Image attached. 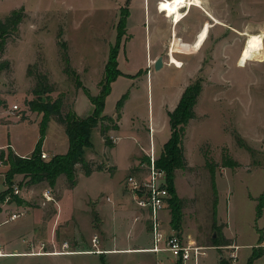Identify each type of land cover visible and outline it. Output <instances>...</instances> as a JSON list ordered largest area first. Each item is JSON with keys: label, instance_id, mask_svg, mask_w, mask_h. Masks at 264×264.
I'll return each mask as SVG.
<instances>
[{"label": "rangeland", "instance_id": "1", "mask_svg": "<svg viewBox=\"0 0 264 264\" xmlns=\"http://www.w3.org/2000/svg\"><path fill=\"white\" fill-rule=\"evenodd\" d=\"M227 3L233 4L237 18L226 22L228 37L222 39L225 45L222 51L219 48L220 51H205L209 43L206 49H200V53H207L195 57L198 50L193 46L176 39L174 50L173 44L172 50L178 55L185 56L193 48V52L186 56L191 61L196 58L199 66L191 82L197 80L201 85L194 105L195 118L188 121L183 139L187 165L175 171L174 186L183 202L178 212L182 217L180 228L185 232L187 242L198 237L200 244L214 246L228 225L227 233L235 235L239 243L256 242L253 245L257 252L264 246V207L262 216L256 218L255 214V198L264 192V49L257 57L247 52L248 37L245 32L264 33V0H227ZM128 5L129 0H0V19L21 6L25 11L18 30L6 37L5 51L0 52V66L10 61L8 68L0 69V97L8 98L7 105L3 107L13 111L12 106L19 105L15 113L7 114L19 119H34L36 113L26 112L24 99L33 97L36 71L46 75L48 85L53 89L52 96L63 95L66 103L72 106V99L77 94L78 109L81 113L86 112L91 99L83 88L77 93L79 89L74 77L66 70L61 43L65 40L68 42L71 65L79 74L81 84L97 95L98 87L101 88L98 80L103 78V71V76L105 74L110 48L116 43L119 30L124 32L120 50L127 40L123 19ZM140 21L141 11L135 12L130 20L132 27L128 31L130 39L126 44L128 59L122 66L129 71L141 68L145 60L148 40ZM201 36L206 35L201 33ZM148 44L150 46V38ZM154 70L153 97L157 104L161 98L158 80L163 69L155 67ZM188 74V70L183 71L184 79ZM167 78L169 76L164 74L163 79ZM135 86L139 87L137 92L140 97L132 103L130 110L134 106L135 111L147 115L150 100L146 75L140 76ZM166 92L164 90V94ZM171 92L168 88V93ZM7 114L2 116L6 121ZM40 114L43 118V114ZM39 128L36 123L11 126L12 141L22 153L34 148L40 138ZM46 135L45 147L54 149L65 143V131L56 122L49 121ZM4 137L6 135L0 133V138ZM93 140L99 148L100 139L95 135ZM88 149L97 152L94 146ZM54 155L50 154L44 159L49 160ZM92 156L95 157V154ZM225 156L231 157L236 164L231 167L225 165ZM0 164H7L5 174L12 167L1 156ZM107 172V175L100 173L95 176L79 172L77 183L72 187L66 176L60 175L57 185L52 187L48 181L31 184L30 177L10 171L8 179L5 178V189L0 191V223L9 218L7 224L0 226V252L2 248L8 252L17 247L21 252L26 249L23 253L39 254L2 252L0 264H103L101 256L95 253L46 254L42 251L46 248L52 252L94 251L95 247L87 238L92 236L90 227L92 232L98 231L95 228H99V220L90 199L102 193L100 202L105 204L106 196L112 195L115 179L120 176L117 171L114 174L110 170ZM3 185L0 174V186ZM123 185L126 187L125 179ZM46 189L53 191V201L45 197ZM8 190L11 191L6 195ZM61 198L62 207L59 205ZM9 202L12 205L8 208ZM13 210L17 213L26 211L10 219ZM168 217L171 218L170 215ZM48 220L55 222L50 226ZM46 226L51 227V237L57 236V241H50L44 248L47 244ZM230 244L237 245L234 242ZM247 249L243 248L242 251ZM218 251L223 264L234 263L227 248H218ZM115 258L109 264H138L137 258L129 260L125 254Z\"/></svg>", "mask_w": 264, "mask_h": 264}, {"label": "crops", "instance_id": "2", "mask_svg": "<svg viewBox=\"0 0 264 264\" xmlns=\"http://www.w3.org/2000/svg\"><path fill=\"white\" fill-rule=\"evenodd\" d=\"M191 1V3H189ZM161 0H129V11L126 15V33H127V40L123 45L122 50H119V68L123 72L117 78L112 81L111 91L105 97V103L103 106V113L109 114L112 116L117 117V102L120 99V95L124 94L128 89V96L127 100L125 101L124 106L120 110L121 117L117 120L118 128H113L109 133L110 136H117L118 139L113 143L115 144L113 148L107 147L104 141V138L101 134L100 127H96L93 132V137L96 135L99 140V148L96 146L93 140V145L96 148L97 152L94 153L93 149L86 148L85 156L87 159H93L97 161H102L106 163V167L100 171H94L90 176L98 175L100 173L106 174L110 167L112 169V174L116 173L120 174L119 178L115 179V183L113 184V192L112 195L108 194L105 198L106 203L102 204L100 202L101 194L95 196L96 198H91L90 201L94 206V209L98 214V224L99 228L96 226L95 229L98 231L92 232L93 229L90 227L91 238H87L88 242L93 244V237L95 234L99 235V240L97 244V248L100 252H93V251H57L52 252L46 248L50 241H57L56 237H51V227L46 226V241L44 251L42 253L46 254H55V253H65V254H72V253H95L101 256L103 263L109 264L111 260H116V256L120 255H127L130 259L137 258L138 264H158L159 261H163V264H170L171 259L169 258L168 253H156L151 250H148L149 246L151 245L152 241V234L150 233V225L149 219L147 218V214H143V217L140 221H135L134 216L136 214L141 213L139 206L133 200V194L126 189L123 185L124 179L130 174L131 171L134 170H144L145 164L149 161L148 153L154 150V153L157 157H159L161 151L164 148V145L171 137V127H170V117L169 112L175 108L182 98V94L187 88V85L191 83V80L194 78L195 74L198 71V62L195 58L191 61L186 55H189L193 52H186V55H179L181 59L184 58V68L177 67L171 62V52L169 51L171 44H173L175 39L181 40L183 43L193 46L197 55H205V51H213L215 50H223V38H227L226 29L228 27L227 23L230 20H234L237 18V13H234L235 9L233 8V4H228L227 0H188L187 3L183 7H180L178 19L174 14H169L165 9L160 6ZM141 11V21L142 27L144 28L145 36L147 37L148 43L150 38V46L146 42L145 47V60L143 61V66L141 68H137L138 70L129 71L130 69H125L124 64L126 63V59L128 56L126 55V44L130 39L129 36V29L132 27L130 20L132 19L135 12ZM241 16V15H240ZM239 16V17H240ZM204 34L205 37L201 36ZM247 34H252L249 32H245ZM133 33L131 32V35ZM226 34V35H225ZM264 34V33H260ZM248 37V36H247ZM246 39V38H245ZM210 43V44H209ZM226 43V42H225ZM235 43V42H234ZM241 48L239 58L242 53ZM154 44V45H153ZM209 44V45H207ZM207 50L200 53L201 48H205ZM227 45V44H226ZM234 45H232L233 47ZM235 47V46H234ZM219 48V49H218ZM121 49V48H120ZM238 51V47L236 48ZM175 50V44H174ZM219 50V51H220ZM188 53V54H187ZM214 53V52H213ZM225 53V52H224ZM164 56V65L162 66V72H160L161 79L158 80L159 84L158 87L160 88L161 98L158 99L157 104H155V99L153 97V88H154V64L156 58L159 56ZM199 55V56H200ZM170 56V57H168ZM186 59V60H185ZM239 64V63H237ZM105 69V67H104ZM188 70L189 74L187 78L184 79L182 75L183 71ZM102 72V76L103 77ZM137 74L136 76H133ZM146 75V82H147V91L149 97V107H148V114L144 115V113H138L136 108L133 106V109L130 110L132 103L139 99L140 94L137 92L138 86H135L136 80L140 78L142 75ZM167 74L169 78L163 79V75ZM135 78V79H134ZM99 79L98 81H100ZM135 80V81H134ZM135 82V83H134ZM85 84V83H84ZM88 86L87 84H85ZM135 87H130V86ZM89 87V86H88ZM166 87V88H165ZM83 88V87H82ZM79 88L77 93L82 90ZM90 88V87H89ZM168 88L172 90L171 94L168 93ZM91 89V88H90ZM99 91L100 88L98 87ZM83 90L87 91L83 88ZM164 90H167L166 94H164ZM92 93V92H91ZM99 93V92H98ZM97 93V94H98ZM96 96V94H92ZM58 96V95H55ZM54 96V97H55ZM88 96V94H87ZM89 97V96H88ZM78 95L72 99V107L76 111L78 115L81 117L88 116L93 113L95 110V105L91 100V105L87 109L86 112L81 113L78 109L77 100ZM8 99V98H7ZM7 99L4 97H0V100H4L7 102ZM90 99V98H89ZM66 103V98H64ZM9 101V100H8ZM68 101V100H67ZM67 104V103H66ZM9 109H5L3 104H0V133L6 135L4 138H0V152L5 151L8 152L9 149L14 150L18 155L24 157L32 153L34 148L30 149L29 152L22 153L18 147L12 141L13 139V132H11L12 125H19V124H34L36 123L40 127V121L42 119L41 114L37 112L30 111L26 105V112L36 113L34 119H30V117L19 119L18 116H9L8 113ZM4 114L8 115L7 121L2 118ZM142 116V117H141ZM194 119H190V121ZM56 122L62 129L65 131L64 141L65 143L61 145V147H55L54 149L48 148L44 146L43 142V150L47 152L48 155H54L55 153H63L67 152L69 149V140L64 130V127L59 124L54 118L50 120V122ZM189 121V122H190ZM47 137V135H46ZM46 137L44 140H46ZM37 144V143H36ZM35 144V145H36ZM64 147V148H62ZM64 149V150H63ZM119 151V154L117 152ZM95 154V157L92 156ZM101 155V156H100ZM7 164H0V174L2 178L3 186H0V191L5 189V172L7 171ZM82 172V171H79ZM78 172V173H79ZM83 175H85L82 172ZM87 175V176H89ZM61 177V176H60ZM57 185V184H56ZM110 197V201L107 199ZM62 198L60 199L59 205L61 206ZM11 202V201H10ZM9 202V203H10ZM111 203L108 205L107 203ZM2 205V204H1ZM12 205L10 203L8 208ZM62 207V206H61ZM110 207V213L108 212V208ZM29 209V208H26ZM14 213H17L13 210ZM24 210L23 212H25ZM170 211V213H169ZM21 212V214L23 213ZM12 212V214H14ZM19 213V212H18ZM1 214V212H0ZM171 216L168 217V216ZM12 216V215H11ZM262 216V215H261ZM162 217L164 218L165 226L167 228H173L172 223V212H171V205L166 208L162 212ZM12 217H10L11 219ZM257 218V216H256ZM259 218V217H258ZM48 219V218H47ZM55 217L53 218V220ZM227 220V218H225ZM50 222V220H48ZM9 222V218H6L0 226L3 224H7ZM55 221L50 222V226ZM182 224V222H181ZM223 233L225 238L230 239V243L234 242L238 246L236 251V257L233 264H248L249 258L253 256V254H257L256 257L253 258L252 264H263V256H264V246L262 250H258L255 252L256 248L254 247V243H244L238 242L237 237L235 235H230L226 231ZM174 229V228H173ZM176 230V229H175ZM95 231V230H94ZM186 243L192 244H199L203 246H207L211 244H200L198 237H195L192 241L187 242L184 231L180 228L178 230ZM44 231H42L41 237L43 236ZM262 242V241H260ZM33 246V243L30 242ZM264 244V242H262ZM216 246H221L215 243ZM214 245V246H215ZM256 245V244H255ZM2 247V246H1ZM93 247H95L93 245ZM258 247V246H257ZM245 248L247 250L242 251ZM17 250V252H14ZM26 250V249H24ZM14 247L12 250L8 252L3 250L0 254L7 253H17V254H39V253H23ZM213 250V251H209ZM13 251V252H12ZM243 253V254H242ZM138 254V255H137ZM140 255V256H139ZM110 260V261H109ZM200 264H223L222 259H220L218 247H209L207 249L206 256L200 259Z\"/></svg>", "mask_w": 264, "mask_h": 264}, {"label": "trees", "instance_id": "3", "mask_svg": "<svg viewBox=\"0 0 264 264\" xmlns=\"http://www.w3.org/2000/svg\"><path fill=\"white\" fill-rule=\"evenodd\" d=\"M128 11L129 10H127L123 19L124 30L126 28L125 20ZM24 15V7L21 6L18 9H13L4 19H0V52L5 51L6 37L11 36L18 30ZM123 34L124 32H120L119 30L116 43L111 45L110 55L105 64V74L100 80L101 88L96 96L92 95L90 90L81 84L79 74L72 67L67 40L61 43L63 55L66 57V70L74 77L75 85L78 89L83 87L95 105V110L91 115L81 117L72 106L65 103L63 95L52 96L51 93L53 89L48 85L46 75L41 71H36L35 76L37 79L36 87L32 90L33 97L25 98L24 102L30 111H38L44 116L40 121V138L32 153L24 157L18 155L12 149H9L8 152L1 151L0 156L5 158V161L12 164L9 172L5 174L6 179H8L10 171H15L30 177L29 183L31 184L48 181L53 187L57 183L60 175H64L66 176L69 186L72 187L77 183V173L79 171L89 175L94 171H100V169L106 167L105 162L87 159L85 150L88 147L94 146L92 137L95 128L98 126L101 129V134L106 146L111 148L114 145L109 133L113 128H118L117 120L121 117L120 110L127 100L128 91L124 93L117 102V117L103 113V106L106 100L105 97L111 91L112 81L123 73L121 68H119L118 60L119 50L122 46L120 41L122 40ZM9 66L10 61L7 60L4 65L0 66V69H6ZM136 75L137 74H134L133 76ZM200 91L201 85L199 81L196 80L189 83L178 105L173 108V110L168 111L172 133L157 160L158 166L165 168L167 172L168 184L171 191L172 223L176 222L175 226L173 225V228L176 230L180 228L182 222V217L178 210H181L183 202L176 194V187L174 186L175 171L178 168H185L187 165L186 156H184L183 139L186 134L188 121L195 118L196 113L194 111V105L198 100ZM0 104L6 106L7 102L0 100ZM53 118L64 127V130H66L69 140V149L66 153L55 154L51 159L46 160L41 156L43 151L42 145L46 137L47 125ZM106 121H110L112 124H106ZM223 163L231 167L236 164V161L229 156H225ZM111 169L112 167L109 168V170ZM10 191L11 190H8L5 194L7 195ZM2 199H4V197H2ZM255 199H257L255 214L258 218L262 215V208L264 207V192ZM216 243L221 246L227 245L230 244V239L221 235L220 240H217ZM256 256L257 254H253V256L248 259V264H252L253 258Z\"/></svg>", "mask_w": 264, "mask_h": 264}, {"label": "built area", "instance_id": "4", "mask_svg": "<svg viewBox=\"0 0 264 264\" xmlns=\"http://www.w3.org/2000/svg\"><path fill=\"white\" fill-rule=\"evenodd\" d=\"M169 51H171V47ZM17 109H19V105L14 104L11 108L13 111L9 109L8 112L15 113L14 111ZM110 138L112 143L118 139L117 136H111ZM41 156L46 158L48 154L43 150ZM148 158L149 161L145 164L143 171H131L125 178L126 189L133 194V200L142 211L134 216L135 221H140L143 214H147V218L149 219V230L152 234V241L148 250L156 253H168L173 264H200V259L206 256L209 247H223L229 250V256L234 260L239 245H190L186 243L178 230L176 231L172 227L167 228L165 226L162 212L171 205V191L168 184L167 172L165 168L158 166L157 160L159 157L155 155L154 150L148 153ZM44 195L49 201L55 199L51 189H46ZM107 199L111 200L110 197H107ZM20 214L14 213L11 217L16 218ZM98 240L99 235L95 234L93 237V245L95 246L93 252H100L96 247ZM158 264H163V261H159Z\"/></svg>", "mask_w": 264, "mask_h": 264}, {"label": "bare ground", "instance_id": "5", "mask_svg": "<svg viewBox=\"0 0 264 264\" xmlns=\"http://www.w3.org/2000/svg\"><path fill=\"white\" fill-rule=\"evenodd\" d=\"M188 0H161L160 6L165 9L169 14H174L176 19H178L180 7H183ZM191 3V1H189ZM248 42L246 43L247 52L251 53L255 57L260 56L263 51V34H247ZM174 40L173 44L175 43ZM173 44L171 45V62L177 66L182 67L183 61L178 58L179 53H175L173 49Z\"/></svg>", "mask_w": 264, "mask_h": 264}, {"label": "water", "instance_id": "6", "mask_svg": "<svg viewBox=\"0 0 264 264\" xmlns=\"http://www.w3.org/2000/svg\"><path fill=\"white\" fill-rule=\"evenodd\" d=\"M164 56L161 55L158 58H156L155 60V64L154 67H156V69L162 68V66L164 65Z\"/></svg>", "mask_w": 264, "mask_h": 264}]
</instances>
